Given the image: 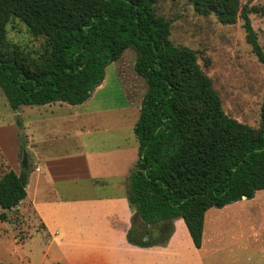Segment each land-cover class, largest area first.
Masks as SVG:
<instances>
[{
  "label": "trees",
  "instance_id": "trees-1",
  "mask_svg": "<svg viewBox=\"0 0 264 264\" xmlns=\"http://www.w3.org/2000/svg\"><path fill=\"white\" fill-rule=\"evenodd\" d=\"M160 1L174 0H0V87L15 111L57 102L81 105L103 86L107 67L134 49L135 72L148 88L134 128L140 147L128 200L161 239L152 238V228L141 236L132 229L128 241L165 245L174 220L183 219L200 249L208 210L264 190V103L260 129L230 118L198 53L172 43L171 22L156 9ZM186 1L224 25L242 18L247 43L264 65V50L241 0ZM256 12L264 15V8ZM12 17L45 38L37 61L9 43ZM28 180L29 165L20 174L4 173L0 208L19 206ZM0 220L6 222L8 214L1 213Z\"/></svg>",
  "mask_w": 264,
  "mask_h": 264
},
{
  "label": "rangeland",
  "instance_id": "rangeland-1",
  "mask_svg": "<svg viewBox=\"0 0 264 264\" xmlns=\"http://www.w3.org/2000/svg\"><path fill=\"white\" fill-rule=\"evenodd\" d=\"M241 5L250 12L252 26L264 50V15L256 12L264 8V0H241ZM156 9L159 15L171 22L172 43L198 53L199 63L212 79L225 113L243 124L260 129L264 103V65L247 43L244 20L239 18L236 24L224 25L215 15H200L186 0L160 1ZM7 39L34 61L45 51V38L35 37L28 26L16 17H12L7 26ZM136 58V51L130 48L118 61L108 66L105 83L81 108L86 112L98 109V114L85 117L82 121L91 128L93 137H98L99 142L110 139V134H104L99 127L118 130L112 133L119 135L131 132L135 136L134 128L148 88L145 80L135 72ZM22 111L24 115L21 118L19 112L10 107L0 87V177L10 170L17 173L25 168L21 158L22 153L26 152L21 124L24 125L22 119L26 120L32 110L25 107ZM52 111L56 116H65L67 112L58 106H52ZM73 124H65L66 129L70 130ZM64 143L62 151L71 153V141L66 140ZM109 193V190H97V194ZM260 193H256L253 199H243V202L226 207L227 214L223 219L225 238L220 240H223L221 243L212 245L215 248L222 247L214 255L218 264H264V194ZM3 212L8 214V220H0V264H57L58 254L54 248L51 253L48 251L49 237L42 231L43 226L33 217L29 208L24 210V214L18 210L5 211L0 208V214ZM152 230V238L160 240L156 227H152ZM251 230L257 232L254 239L247 234ZM241 231L246 236L232 237ZM174 232L175 226L172 235ZM146 238L149 240V237Z\"/></svg>",
  "mask_w": 264,
  "mask_h": 264
},
{
  "label": "crops",
  "instance_id": "crops-1",
  "mask_svg": "<svg viewBox=\"0 0 264 264\" xmlns=\"http://www.w3.org/2000/svg\"><path fill=\"white\" fill-rule=\"evenodd\" d=\"M52 106L64 108L66 115L56 116ZM25 107L32 110L21 124L29 180L26 199L13 210L24 214L29 208L40 221L49 237L48 251L54 248L58 254L57 264H218L214 255L222 247L212 245L221 243L226 234L223 219L229 205L206 212L200 249L194 245L183 219L174 221L175 232L165 246L131 244L128 233L132 229L141 236L152 228L136 216L128 200L130 178L139 159L136 135H119L112 133L118 130L99 127L110 134V139L97 141L82 120L99 111H82L83 104L22 106L17 110L21 118ZM67 123H74L70 130L65 127ZM66 140L71 141V153L62 151ZM100 189L110 193L97 194ZM262 191L257 193L264 194ZM247 234L254 239L257 232ZM240 235L246 236L241 231L232 237Z\"/></svg>",
  "mask_w": 264,
  "mask_h": 264
},
{
  "label": "water",
  "instance_id": "water-1",
  "mask_svg": "<svg viewBox=\"0 0 264 264\" xmlns=\"http://www.w3.org/2000/svg\"><path fill=\"white\" fill-rule=\"evenodd\" d=\"M21 158H22V165L25 168H28V154H27V152H23ZM145 239L148 240V238H145Z\"/></svg>",
  "mask_w": 264,
  "mask_h": 264
}]
</instances>
